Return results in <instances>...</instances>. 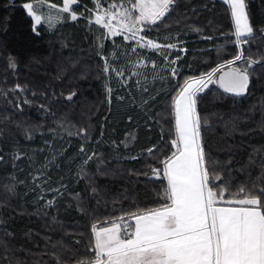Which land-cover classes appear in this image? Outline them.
Instances as JSON below:
<instances>
[{
    "label": "trees",
    "instance_id": "obj_1",
    "mask_svg": "<svg viewBox=\"0 0 264 264\" xmlns=\"http://www.w3.org/2000/svg\"><path fill=\"white\" fill-rule=\"evenodd\" d=\"M30 2L61 5L63 0H0V264H57L56 255L62 264H77L94 257L88 251L92 223L165 203L167 181L150 169L162 170L160 161L173 151L172 98L185 78L207 73L236 54L230 43L232 22L223 0H177L163 21L144 34L163 44L183 41L186 53L170 51L172 59L183 57L175 65L179 74H156L158 68L148 66L145 76L122 86L114 74H103L92 25L67 20L52 30L40 26L37 35L23 9ZM78 2L92 6L91 0ZM246 4L257 37L244 51L255 59L264 54V0ZM194 26L201 31H192ZM110 48L111 42H104L103 54ZM145 58L148 65L161 62L153 51ZM106 83L113 89L111 103ZM17 84L25 91H10ZM25 99L30 102L22 103ZM197 112L210 165H216L214 171L223 174L231 191L250 188L264 177V63L254 67L245 95L210 85L198 96ZM82 128L86 136L78 134ZM50 135L61 136L64 143L43 164L38 151ZM92 153L96 158L84 165ZM35 172L42 173L41 186L31 175ZM48 200H54L51 206Z\"/></svg>",
    "mask_w": 264,
    "mask_h": 264
},
{
    "label": "snow or ice",
    "instance_id": "obj_2",
    "mask_svg": "<svg viewBox=\"0 0 264 264\" xmlns=\"http://www.w3.org/2000/svg\"><path fill=\"white\" fill-rule=\"evenodd\" d=\"M176 2L120 0L102 8L105 0H94L92 9L85 6L84 11L78 14L73 10L78 0H63V7L54 17L37 15L32 3L23 4V9L31 18L32 32L37 35L38 27L44 23L54 27L53 20L77 21L83 17L89 25L94 22L102 26L106 31L97 37L96 55L104 61L103 74L109 77L114 74L117 82L127 84L132 76L142 75L137 69L148 66L146 58L137 56L140 48L158 52L164 59V67L171 68V75L176 77L179 74L175 65L183 57L177 54L171 59L165 53L175 49L186 53L183 41L161 45L141 35L145 28L162 22ZM223 3L228 6L232 22L234 40L230 43L237 51L231 59L217 64L207 73L185 78L172 98L175 137L170 144L173 151L160 161L162 170L150 169L157 179L167 181L163 189L165 203L158 208L138 209L107 221L92 223L93 246L88 251L94 253V257L77 261V264H264V177L253 182L250 188L231 191V184L225 181L223 174L214 171L216 165H210L203 147V124L197 112L198 96L210 85L218 84L224 93L237 97L245 95L254 67L264 63V54L255 59L245 55V47L257 37L246 0H223ZM51 7L55 9L57 5L52 4ZM191 30L201 31L195 26ZM118 36H123L125 42L135 41V44L130 51L120 54L125 58L126 65L115 67L110 59L116 56L119 60L120 57L115 52L105 56L102 40ZM203 38L213 39L212 36ZM260 38L264 39V30H261ZM15 66L10 61V67ZM157 67L153 61V70ZM126 72L129 75L126 76ZM160 78L163 79V76ZM137 87H140L139 81ZM105 88L111 103L113 89L107 83ZM15 90L24 92L25 87L17 84L10 91ZM143 91L148 92V89L143 88ZM74 95L75 92L69 94L67 99L71 100ZM29 102L25 99L22 103ZM142 103L147 105L148 101ZM16 107L20 108L21 102L18 101ZM78 134L86 136L87 130L82 128ZM155 150L156 146H153L147 152L152 155ZM80 152L86 153L84 145H81ZM95 158V153L87 155L83 164L87 165ZM14 159H19V155ZM81 173L86 175L83 168ZM41 178L42 173L34 177ZM257 184L261 186L257 187ZM6 187L10 192L15 190L13 186ZM53 202L48 200L47 205L51 206ZM56 262L62 264L59 255H56Z\"/></svg>",
    "mask_w": 264,
    "mask_h": 264
},
{
    "label": "rangeland",
    "instance_id": "obj_3",
    "mask_svg": "<svg viewBox=\"0 0 264 264\" xmlns=\"http://www.w3.org/2000/svg\"><path fill=\"white\" fill-rule=\"evenodd\" d=\"M91 1H92V6L87 7L89 9H92L94 7V0H91ZM119 2H120V0L117 1V2H114V1L112 2V1L105 0V3L102 5V8H106L109 3H119ZM30 3H32L34 5V10L36 11L37 15H41L42 17H48V16H53L54 17L59 12V9L63 7V2H62L61 5H57V7L55 9L51 7V5H52L51 3H46V2H30ZM77 7H79V8L75 9ZM84 9H85V7L79 5V2H78V4L76 6H73V10L75 12H77L78 14L83 12ZM78 20H82L87 25H89L88 20L83 18V17L78 18ZM69 21H71V20L69 19ZM93 21H94V17H93ZM62 23H63L62 21L53 20L52 24L55 25L54 27L49 25L48 23H44L42 26H44L45 28H47L49 30H52V29H55L57 26L61 25ZM91 25H92V27H90V28H92V29H89V31L91 32L92 35L94 34V36L95 35L100 36V34L102 32L106 31V30H104L102 28V26L95 25L94 22ZM144 32L145 31L143 30L141 35L145 36ZM97 36L95 37L96 47L98 46V44H97ZM168 39H171V38L168 37ZM108 40L111 42L112 48L107 50V52H108L107 56H109L110 53H114L115 52L120 57L119 60H117L116 56H112L111 59H110V62H112L115 67L125 66L126 65V60L120 54L125 52V51H130L131 47L135 44V41H127V42H125L123 40V36H118V37H112L110 39L109 38H105V39L102 40V43L104 44V42H106ZM160 44L163 45V43H160ZM149 51L155 52L156 55L161 58V62L159 63V67H157L158 69H157V71H155V73L156 74H162V75H163V73L164 74L165 73L171 74V68L170 67H168V68L164 67V63H165L164 59L158 52H156L154 50H148V49L140 48L137 51V56L145 58V54H147ZM170 51H172V50H170ZM170 51L166 52L165 54L168 55L171 58V56H170L171 52ZM133 59H135V57ZM146 62H147V60H146ZM147 65H148V63H147ZM148 66L150 68H152V63H149ZM148 66L146 68L137 69V71L142 73V75H139L140 77L141 76L143 77V76H145L147 74L146 72H148V71L146 69L148 68ZM127 75H129V73L126 72V76ZM139 76H132L131 78L139 77ZM131 78H129L128 81H130ZM119 84H121V83H119ZM127 84H128V82H127ZM127 84H121V85L122 86H124V85L127 86ZM61 143L63 144L64 140L59 135H50L49 137L46 138V140L43 142V145H44L43 149L38 151L41 154H43L41 156L42 157V161H44L43 164H47L48 162L51 161V159H53V157L56 155V152L59 151L58 146ZM80 147H79V150H80ZM34 152L35 151H33V153ZM33 153H32V155H33ZM33 169H34V171H37L39 169V167L38 166H36V167L33 166ZM31 175L34 178V177H37L38 175H40V173L35 172L34 174L32 173ZM36 180H39V182H37V185L41 186L42 185V181L40 179H36Z\"/></svg>",
    "mask_w": 264,
    "mask_h": 264
},
{
    "label": "water",
    "instance_id": "obj_4",
    "mask_svg": "<svg viewBox=\"0 0 264 264\" xmlns=\"http://www.w3.org/2000/svg\"><path fill=\"white\" fill-rule=\"evenodd\" d=\"M225 71H227V68L224 69ZM218 78V77H217ZM218 85V84H217ZM219 86V85H218ZM232 95V94H231Z\"/></svg>",
    "mask_w": 264,
    "mask_h": 264
}]
</instances>
